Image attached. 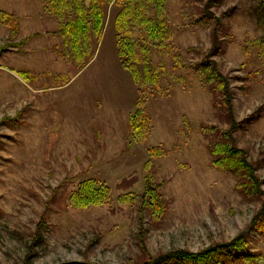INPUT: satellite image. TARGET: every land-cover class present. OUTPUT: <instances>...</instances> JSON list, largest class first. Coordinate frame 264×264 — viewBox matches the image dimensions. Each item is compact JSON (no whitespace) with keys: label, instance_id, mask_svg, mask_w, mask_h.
<instances>
[{"label":"rangeland","instance_id":"374dc122","mask_svg":"<svg viewBox=\"0 0 264 264\" xmlns=\"http://www.w3.org/2000/svg\"><path fill=\"white\" fill-rule=\"evenodd\" d=\"M206 1L149 3L147 15L170 32L156 42L135 21L120 32L122 5L108 2L101 39L90 28L87 42L68 43L45 0H0V19L18 18L16 33L0 21V264H143L230 243L249 226L262 201L213 153L230 124L218 80L206 79L214 24L203 18ZM211 11L222 27L209 60L233 92L234 138L264 190V4L216 0ZM120 37L138 50L145 40L137 68L148 63L154 81L141 86L123 67ZM139 98L152 120L142 140L129 130ZM157 146L167 152L151 157ZM149 161L167 205L141 218ZM89 179L110 188L107 201L72 208L69 195ZM245 241L220 264H264V232Z\"/></svg>","mask_w":264,"mask_h":264},{"label":"trees","instance_id":"16d2710c","mask_svg":"<svg viewBox=\"0 0 264 264\" xmlns=\"http://www.w3.org/2000/svg\"><path fill=\"white\" fill-rule=\"evenodd\" d=\"M216 0H207L202 8L203 18L207 22L214 23L212 29L213 48L209 51L207 58L214 56L219 52V28L222 27V20L215 16L211 8ZM116 3L122 5V11L118 14L117 24L120 32L129 28L130 23L135 21L141 26L145 27L147 40L156 42L160 39H165L170 35L163 20H158L147 15V5L149 3H156L163 5L164 0H45L46 8L55 14L61 21L60 33L67 38V42H77L79 38L87 42V33L92 28L95 31L98 40L101 39L104 22L106 3ZM264 4V0H261ZM264 16V14H263ZM262 18V15H261ZM4 22L13 32L18 31V18L9 15L3 18ZM261 28L264 31V22H260ZM128 33V31H127ZM120 34V33H119ZM118 54L121 59L123 67L131 72L135 81L141 86L146 81H154L153 72L145 63L144 72L141 73L137 64L141 59L140 51L147 54L148 47L145 45V40H141L138 46L140 50L135 48L133 41H123V37L118 38ZM206 59L205 67L209 69L208 78L211 80H218L221 86V104L224 107L226 117L229 121L230 128L224 133L223 142L219 145L213 146V153L218 152V159L215 161L224 169L233 170L238 184L249 194H256L262 201V207L258 213L253 217L249 226L242 231L235 239L227 244H215L212 247L199 252L193 253L186 250H178L168 253L160 254L156 257H150L144 261L143 264H171L181 262L183 264H220L226 254L230 256V252L242 251L246 248V239L255 231L264 232V190L262 189V181L256 176V167L254 163L249 161L247 152L239 148L234 138V132L238 126L234 114L233 92L227 79L217 69L216 62ZM145 98H139L138 106L134 113L129 118V130L131 135L137 139H144L150 132L152 125L151 117L145 110ZM147 112V113H146ZM167 151L159 146L149 149L151 157H161ZM145 189L141 195L142 204L140 209V217L145 208L151 209L152 213L160 215L166 209L167 201L161 193L162 183H156L152 179V161L147 162L144 174ZM110 188L105 184L89 179L79 183L77 189L73 190L68 197V203L72 208H85L89 206H98L104 204L109 195ZM144 250L146 248L143 246ZM148 254V253H147ZM225 255V256H226ZM255 260V259H254ZM251 257L246 258L247 264H259L254 262Z\"/></svg>","mask_w":264,"mask_h":264},{"label":"water","instance_id":"95a60500","mask_svg":"<svg viewBox=\"0 0 264 264\" xmlns=\"http://www.w3.org/2000/svg\"><path fill=\"white\" fill-rule=\"evenodd\" d=\"M59 264H90V263L74 261V262H64V263H59Z\"/></svg>","mask_w":264,"mask_h":264}]
</instances>
